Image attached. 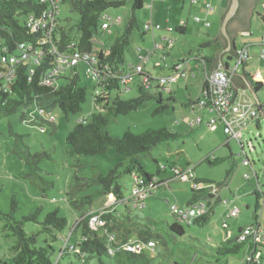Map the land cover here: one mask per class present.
<instances>
[{
  "label": "rangeland",
  "instance_id": "obj_1",
  "mask_svg": "<svg viewBox=\"0 0 264 264\" xmlns=\"http://www.w3.org/2000/svg\"><path fill=\"white\" fill-rule=\"evenodd\" d=\"M151 3H153V18L162 25L174 23L179 19L178 17L183 15L188 19L195 11L198 13L197 7H192V4L190 6L188 1L185 2L183 10L181 9L183 0H144L143 8L138 10L140 24L151 17ZM132 4L133 1L130 0L121 7L107 10L114 17L122 16L123 23L120 29L128 23ZM190 7L191 14L186 15V10ZM258 9H260L259 6ZM190 18L186 34H172L176 37V41L167 62L187 53L191 57H196L198 53L203 54L213 60L221 51L220 41L204 48L200 47L201 41L212 39L218 34L219 22L212 19V27L206 28L201 23L192 22ZM79 19L80 15L77 11H72L68 3H62L59 12L60 24L68 29L73 28V35H77L75 25ZM250 32L249 34H238L235 45L242 47L244 44L253 43L254 45L249 49L252 59L247 67L248 72L252 75L256 70L264 73V61L259 58L261 51L259 43L263 37L264 23L257 14ZM155 34L157 40H160L159 32L156 31ZM105 39L113 40L111 36H106ZM149 48H153L152 36L149 34L143 37L138 29H134L126 51L127 63L138 62L139 50L144 51ZM156 59L157 56L147 63L146 69L157 78L167 76L169 70L153 67ZM226 60L230 65L234 63V58L229 59V55L224 61ZM68 77H71L70 72H67V75L58 83L60 85L66 83ZM203 80L204 72L202 71L196 72L193 76L188 75L184 79H178L171 86L172 94L166 90L163 91L164 103H169V107L160 112L156 111L159 103L156 100H150L127 114L111 113L109 115L108 131L115 137H121L128 129L139 134L149 129H159L165 126L182 133V136L175 140L160 143L148 155L140 159L148 173L156 174L158 166L165 167V171L158 175L159 180L164 181V184L145 200L143 208L135 207L132 202L128 203L132 215L140 217L139 219L152 218L173 223L175 218L171 205L187 206L192 185L191 182L176 176L174 166L182 170L194 167L196 176L216 184L228 179L227 183L222 186L221 193L222 199L229 201V206L228 203L222 202L215 205L214 213L204 226L188 225L178 220L185 230L184 235L173 245L172 252H168L163 244L157 242L155 250L149 251L153 264H174V262L180 264H245L246 245L237 253L222 254L225 247H231L236 243L227 241V232L254 221L255 215L258 216L257 218L264 215V118L260 121V127L252 121L243 130L244 146L234 139H229L223 126L219 125L216 129H211L208 122L214 113L196 104L200 98ZM79 83L87 89V98L82 105V111L68 117L60 108L52 111L56 125L54 133L48 126L45 131H41L38 125L22 120L20 114L0 119V210L9 211L11 199L15 196L18 201V209L15 213L18 220L28 216L38 207H42V216L49 211L59 209V215L67 217L69 226H71L76 217V209L69 202L68 192L71 191H74L71 199L79 201L77 212H80V209L87 211L100 206H112L111 202L115 199L113 195L101 197L91 205L82 203L83 196L93 193L100 187L97 183L85 187L84 190L78 191V189L84 184L83 179H96L101 175H106L113 168L117 170V181L122 185L123 196L129 198L132 194L135 184L134 175L139 174V171L131 166L130 156L117 154L114 148L94 156H77L68 150L66 137L78 121L93 113H108L107 109L104 110L95 104L94 94L97 83L88 77L84 68L80 71ZM138 84L139 78L131 85L132 89L123 94V98L136 97L139 94ZM246 92L248 93L249 90ZM259 96L264 100V93ZM170 97H173L172 101L168 99ZM191 102L192 104H189ZM197 116L203 118V123L191 127L190 120ZM19 134L24 137H20ZM245 154L252 163V169L251 166L242 164ZM208 156L212 161L216 158L217 162L205 161ZM232 168L233 173L228 177V172ZM75 175L81 179H76ZM234 206L240 208V214L227 217L230 208ZM117 208L121 212L128 209L121 203ZM224 221H227L229 227H223ZM2 225L0 221V264H14L13 255L7 253L11 239L4 237L5 231L2 230ZM75 225L76 221L73 228ZM37 228L38 225L34 222L24 224V229L28 233L36 231ZM78 236L79 233L75 231L72 239H77ZM233 240L234 237L231 241ZM59 245L57 243L56 247L58 248ZM57 256V252L53 254V261L57 260ZM88 262L97 264L95 259H89ZM60 263L74 264L67 257L62 258Z\"/></svg>",
  "mask_w": 264,
  "mask_h": 264
},
{
  "label": "trees",
  "instance_id": "obj_2",
  "mask_svg": "<svg viewBox=\"0 0 264 264\" xmlns=\"http://www.w3.org/2000/svg\"><path fill=\"white\" fill-rule=\"evenodd\" d=\"M128 1L130 0H62L63 3H68L70 5L72 11H77L80 15V19L75 25L77 28V35L72 34L73 28L68 29L64 25H61L58 19L57 29H55L53 34V41H58L60 50H65L76 40L78 41L75 46H78L79 49L91 50L93 48L91 40L93 37L97 36L100 40V50L98 54L100 64H109L116 69L126 66L128 64L126 60V51L129 48L134 29H138L143 36L148 34L142 28L143 23L140 24L138 19V10L143 8V0H131L133 1L131 15L128 23L123 29H120L121 25H119L114 27L111 34L101 31V18L102 14L108 9L121 7ZM260 2L264 3V0H240L237 14L227 25L228 31H230L229 25L233 21H238L246 26L248 24L247 16L250 8ZM47 7L48 2L41 0H0V42L2 44V49L0 50L1 71L6 69L5 63L1 61L2 54L16 53L18 44L21 42L36 44V40L42 35V32L31 29L28 27L27 22L30 16L37 17ZM257 8L258 6L254 9V12L259 15L264 22V7L260 10ZM171 27L174 28L170 33L171 36L177 31L184 33V28L177 29L174 26ZM163 34L164 31L161 36ZM106 36H111L113 40H106ZM222 39L223 36L219 32L210 41L201 44L200 47L212 45L214 42H221L223 41ZM171 49H165L161 54H156V56H159V61L161 63H159L158 66L154 65V68H164L163 66H166L168 70L172 72L175 62L169 65L166 64L167 59L171 56ZM203 58L206 62L211 64V68L217 66L219 62L218 57L213 60L204 56ZM230 58L231 56L229 55V59ZM182 60L183 59H178L177 61ZM53 62V57L46 54L43 60L38 64L23 62L18 65L16 75L11 84H9L8 89L5 90L3 87H0V119L10 117L14 114H20L21 119L27 122L28 119H31L32 115H30V112L34 110L35 107L43 108L46 112H52L60 108L67 117L82 111V105L87 98V89L79 83L80 72L77 71L74 75L68 77L67 82L62 85L59 84L58 88L41 84L43 75L52 67ZM226 63L227 62H225V64ZM31 67L35 68V72L30 76L29 71ZM144 67L146 73L152 74L151 71L146 69V64ZM194 69L195 68H192V70ZM29 77L31 78L29 79ZM63 77H60L59 80ZM246 81L248 84H251L253 90L258 95L264 93V81L255 82L252 79V74L247 70H244L243 74L236 73L232 76L234 89L247 87ZM205 86L206 83L204 82L200 89L201 95L202 90L206 88ZM166 88L167 86L155 83L154 86L150 85L148 88H139V94L136 97L124 99L123 94L128 91L124 90L116 79L112 80L106 88L102 89L103 91L100 94H94L95 104L104 110L107 109L108 113H93L89 117L81 119L83 121H78L66 137L68 150L71 154L77 156H94L104 153L110 148H114L117 154L130 156L131 166L139 171V174L135 175L141 177L143 186L148 190V197L151 196L159 186L164 184V181L159 180L158 175L165 171V167L162 168L158 166L156 174H151L145 170L140 159L148 155L150 151L160 143L175 140L181 137L182 133L165 126L159 129H149L139 134L133 133L128 129L121 137H115L108 131L109 115L111 113L127 114L133 110H137L145 102L150 100H156L159 103V107H157L156 110L157 112L165 110L169 107V103H164L163 91L166 90L172 94V90H167ZM168 99L172 101L173 97ZM259 100L258 110L260 111V115L255 119L258 127H260L261 119L264 118V102L260 96ZM189 104H192V102ZM193 110H195V108H193ZM33 117H35V119L31 121L30 124L48 126L52 129L53 133L56 131L54 122H49L38 115H33ZM192 120H190L189 123L191 127L199 125H192ZM201 123H203V119ZM19 136L22 138L24 137V135L21 134H19ZM242 146H244V144ZM245 157H247L246 154ZM205 161L216 163L217 159L215 158L214 161H212L210 156H208L205 158ZM175 168L178 167L174 166L173 169ZM190 168H192L194 173V167ZM252 168L251 166V169ZM116 173V168H113L106 175H101L96 179H83L84 184L78 189V191L84 190L85 187H90L93 183H97L100 186L93 193L83 196V204L86 203L91 205L97 199L108 195L115 196L118 202L116 205L109 206L105 209L106 211L102 215L105 224L97 229L91 228L89 221L93 212L104 206L87 211L85 209H80V212H77L79 201L71 199L74 195V191L68 192V195H70L69 202L73 208L76 209L75 218H77H74L71 226H69L67 217L59 215V209L49 211L42 216V207H38L28 216H24L22 219L18 220L15 215L18 209V201L16 197L13 196L9 211L0 210V221L3 223L2 230L5 231L4 237L11 239V243L7 248V253L13 255L14 264H61L60 260L66 257L74 264H89V259H95L97 264H153V258L150 257L149 251L155 250L157 242L163 244L165 249L170 252L173 249V245L184 235L185 230L183 226L178 222L174 214L175 221L173 223L152 218L139 219L140 217L138 218V216L132 215L128 208V203L132 202L134 204L135 199L132 194L129 198L123 196L122 185L117 181L118 176ZM232 173L233 168L229 170L227 176L229 177ZM153 177H157L158 181L152 188H149L147 184ZM75 178L78 180L81 179L78 175H75ZM227 180L223 183L219 182L217 185L222 188L224 183H227ZM185 181L191 182L192 185L191 196L187 206L198 201H205L208 205V210L205 214L195 218L191 223L187 224L204 226L209 222L211 215L214 213V207L221 202V198L214 200L209 190H197L193 187V183L196 181H203L206 183L214 182L201 179L196 175L194 178ZM146 199H144L142 203L134 206L140 207V209L143 208ZM119 203L125 205L128 209L125 210V212L119 211L117 208ZM75 221L76 225L73 228ZM27 222H34L37 224V230L28 233L24 229V224ZM224 223H226V226H224ZM223 227H229L227 221L223 222ZM75 231L79 233V236L77 239H72ZM135 240L142 242L154 241L155 247L154 249H144L140 253L132 249L124 248L125 243ZM229 242L236 243L231 247H225L222 254L229 255L237 253L244 248L245 245L247 252H249L247 243L238 242L237 238ZM57 243L60 244L58 248L56 247ZM56 252L58 255L57 260L53 261V254ZM174 264L180 263L174 262Z\"/></svg>",
  "mask_w": 264,
  "mask_h": 264
},
{
  "label": "built area",
  "instance_id": "obj_3",
  "mask_svg": "<svg viewBox=\"0 0 264 264\" xmlns=\"http://www.w3.org/2000/svg\"><path fill=\"white\" fill-rule=\"evenodd\" d=\"M48 2V7L42 11L37 17L30 16L27 22L28 27L35 31H41L42 35L36 40V44L21 42L18 44L17 52L14 54H2L1 61L5 63L6 69L0 70V87L7 90L9 84H11L13 78L16 75L17 67L23 62L40 63L46 54L51 55L54 59L52 67L46 71L41 79V84L49 87L58 88L59 78L67 75L70 72L74 75L77 71L80 72L84 68L85 73L96 81L97 89L96 94H100L106 86H108L112 80L116 79L120 83L124 90L130 91L131 85L139 78V88H148L150 85L154 86L155 83L167 86V90H171V86L177 82L178 79H184L188 75L193 76L194 70L192 68L201 69L200 63L204 65V81L206 88L202 90L199 100L196 102L200 107L207 111L214 113V116L208 122L211 129H216L219 125L223 126L225 133L229 139H234L244 144L243 130L256 118L259 117L260 111L258 110V103L252 94L247 93L245 89H234L232 76L236 73H244V70L248 67L252 55L249 52L250 44L244 45L236 49V54L239 58H234V63L227 65L223 62L217 66L208 68L207 63L203 58V55H196L193 59H183L182 61L175 62L174 69L167 76L155 77L152 74L145 72V64L151 62L156 54H161L165 49L170 50L173 48L175 38L170 33L174 30L173 27L168 26L165 29L160 24H155L149 20L143 23V29L150 34L153 38V48L147 50H139L138 62L128 63L126 66H122L118 69L113 68L109 64H100L99 59V37L92 38L93 48L91 50H81L78 46H75L77 41L73 42L65 50H60L58 41H53V34L57 29V22L59 19V12L61 10L62 0H41ZM199 0H191L192 3H197ZM207 13L213 10L211 2L206 4ZM194 20L197 23L203 24L205 27L210 26V22L207 19H202L200 16H195ZM123 23L122 16H112L105 11L101 18V31L111 34L114 27ZM187 20L182 19L179 21L176 27L185 28ZM163 30L164 34L160 40L155 38V32ZM248 33V32H242ZM261 51L259 58L264 61V33L259 43ZM2 44L0 42V50ZM4 51V49H3ZM196 60V62H192ZM159 61L155 63V66L159 65ZM224 66V67H223ZM227 67V69H226ZM35 68H30V76L34 74ZM31 77H29L30 79ZM252 79L255 82L264 81L263 75L260 70H257L252 75ZM203 85V84H202ZM31 119L27 120L30 123L35 119L33 115H38L49 122H55V117L52 112H46L45 109L35 107L30 112ZM202 117L197 116L192 120L191 124H201ZM83 121V120H81ZM41 131H45L46 126H39ZM244 166H252L251 161L245 157L242 161ZM176 176L184 180H190L194 178L192 168L187 170L174 169ZM135 184L132 188V196L134 197V205H138L143 202L149 195L148 190L143 186V181L138 175H134ZM249 177V174H247ZM158 181L157 177H153L147 184L149 188H152ZM193 187L197 190L207 189L212 194L213 199L217 200L221 195V187L216 183H206L203 181H196L193 183ZM224 203H228V200H224ZM107 207L94 211L89 225L93 229H97L105 224L102 215L105 213ZM208 210V205L205 201H198L194 204L186 207H179L177 205L171 206V211L177 220L182 222L191 223L195 218L205 214ZM240 212V208L235 206L230 208L227 217L237 216ZM226 226V223H224ZM238 242H244L248 244L249 252L244 259L245 264H262V256L264 249V228L259 224L258 218L255 223L244 226L237 237ZM67 243V242H66ZM73 248L72 246H70ZM155 242L148 241H130L124 244V248L132 249L137 253L142 252L144 249H154ZM112 252V250H111Z\"/></svg>",
  "mask_w": 264,
  "mask_h": 264
},
{
  "label": "crops",
  "instance_id": "obj_4",
  "mask_svg": "<svg viewBox=\"0 0 264 264\" xmlns=\"http://www.w3.org/2000/svg\"><path fill=\"white\" fill-rule=\"evenodd\" d=\"M186 1H188V2H190V6H191V4H192V7L194 6V8H196L197 7V11H198V13L195 11L194 13H192L191 14V11H192V9H191V7H190V9L188 8L187 10H186V15H190L189 16V18H190V20L192 21V22H196L195 20H194V17L195 16H200L202 19H207L209 22H210V26L209 27H206V28H210V27H212V25H213V21H212V19H216L219 23V31H220V26H221V23H222V20H223V17H224V15H225V13H226V11H227V9H228V5H229V0H199L197 3H192L191 2V0H183V3H182V5H181V9H183L184 10V4H185V2ZM207 2H211L212 3V5H213V10H211L209 13H207V10H206V3ZM143 4H144V0H143ZM259 4V5H258ZM256 3L255 4V6L252 8V10H251V14H250V19H249V27H248V31H240V32H238L237 33V35L238 34H242V32H248V33H246V34H249V33H251L250 32V28H251V25H252V22L254 21V17H255V12H254V9L256 8V6H259L260 7V9L261 8H263L264 7V3H262V2H260V3ZM153 3H151V6H150V9H151V17L149 18V20H151V21H153L155 24H160L161 26H162V28H166V27H168V26H177L178 25V23H179V21L180 20H182V19H186V18H184V15L183 16H181V17H178L179 19L178 20H176V22H174V23H168V24H166V25H162L160 22H158V21H156V20H154V18H153ZM258 9V8H257ZM260 9H258V10H260ZM213 16V17H212ZM259 18H260V16L259 15H257ZM189 18L188 19H186L187 20V25L185 26V28H184V33H181V32H179V31H177V32H175V33H177V34H186V32H187V30H188V20H189ZM148 20V21H149ZM260 20H261V18H260ZM262 21V20H261ZM144 22H147V21H144ZM143 22V23H144ZM166 22H168V21H166ZM169 22H171V21H169ZM263 22V21H262ZM197 23V22H196ZM264 23V22H263ZM200 24V23H199ZM203 25V24H202ZM204 26V25H203ZM205 27V26H204ZM219 31H218V33H219ZM159 32V38H160V36H161V34L163 33V31L162 30H159L158 31ZM156 33V32H155ZM147 35H149V34H147ZM237 35L235 36V38H234V43H235V39H236V37H237ZM173 36V35H172ZM143 37H145V36H143ZM174 37V36H173ZM155 38H157L156 37V34H155ZM176 38V37H175ZM153 39V38H152ZM211 39L210 38H208V39H204L203 41H201V43L200 44H205L206 42H208V41H210ZM221 43V42H220ZM222 44V43H221ZM248 44H250V46H252V45H254L253 43H248ZM248 44H244V45H248ZM243 45V46H244ZM236 46V45H235ZM201 48H204V47H201ZM236 48H240V47H237L236 46ZM221 51H223V45H222V49H221ZM201 55H203V54H201ZM228 55H230V56H232L233 57V55L232 54H230V53H225L224 55H223V57H222V62H227L228 60H226V61H224L225 59H227V57H228ZM204 57H205V55H203ZM155 57V56H154ZM153 57V58H154ZM231 57V58H232ZM170 58V57H169ZM169 58L167 59V60H169ZM193 59V58H195V57H191L190 55H189V53H187L186 55H184V56H182V57H180V58H175V59H173L172 61H170V62H166V64L167 65H169V64H171L172 62H177V60L178 59ZM159 61V56H157V59H156V61L153 63V66L155 65V63L156 62H158ZM160 62V61H159ZM192 62L194 63V62H196V60L194 61V60H192ZM161 63V62H160ZM207 63V67L208 68H211V64L210 63H208V62H206ZM218 63H220V61L218 62ZM200 65H201V69H194V75L196 74V72H199V71H202L203 72V69L205 68L204 67V65L202 64V63H200ZM226 65H227V63H226ZM165 69H167L168 70V68L166 67V66H163ZM248 67H249V64H248ZM246 70L248 71V68H246ZM257 71V70H256ZM255 71V72H256ZM171 71L169 70V73H170ZM239 74H243V73H239ZM262 75H263V80H264V73H262ZM204 81V80H203ZM246 83H247V87H241V88H238V89H245L246 91L247 90H249V92L248 93H250V94H252L251 92H250V89H253L252 88V86H251V84H248V82L246 81ZM250 88V89H249ZM258 95V94H257ZM259 96V95H258ZM263 102H264V100H263ZM198 177V176H197ZM200 178V177H199ZM221 191H222V188H221ZM222 193H221V195H220V198H221V202L222 203H224L223 201L224 200H226V199H222ZM115 200V201H114ZM114 200H112V205H116L118 202H117V200L116 199H114ZM220 202V203H221ZM228 206H229V201H228ZM235 207V206H234ZM231 208H233V207H231ZM240 212H241V210H240ZM240 212H239V214H240ZM263 212H264V208H263ZM238 214V215H239ZM255 217H256V215H255ZM258 217V216H257ZM257 221V219L255 218V220L253 221H250L249 223H247V224H245V225H243V226H239L237 229H235V230H229L228 232H227V241H230L233 237H234V239H236L237 237H238V233L240 232V229H242L244 226H246V225H249V224H252V223H255ZM258 222H259V224L264 228V215L262 214V216L260 217V218H258ZM246 252H247V248H246V251H245V254H246ZM262 257H264V249H263V256ZM262 264H263V258H262Z\"/></svg>",
  "mask_w": 264,
  "mask_h": 264
},
{
  "label": "water",
  "instance_id": "obj_5",
  "mask_svg": "<svg viewBox=\"0 0 264 264\" xmlns=\"http://www.w3.org/2000/svg\"><path fill=\"white\" fill-rule=\"evenodd\" d=\"M239 6H240V0H229L228 9H227V11L223 17V20H222V23L220 26L219 32L223 36V39H222L223 41H221V43L223 45V51L218 52L217 57H218V61H220L222 65H223L222 57L225 53H230L233 56L239 58L235 52L237 48H236L235 43H234V38L238 32L248 31L250 14H251V10L254 6L251 7L249 12H248V16H247L248 17V21H247L248 24L246 26L242 25L241 27H238V28L235 27V29H233V31L237 32L236 35H234V32L232 30L228 31L227 25L229 24L231 19L233 17H235V15L237 14ZM235 22H238V21H235ZM238 23H240V22H238ZM230 26H231V23H230L229 27ZM234 52H235V55H234ZM226 69H227V67H226ZM250 92L252 93V96L256 99L257 103H260L259 96L257 95V93L253 89H250Z\"/></svg>",
  "mask_w": 264,
  "mask_h": 264
},
{
  "label": "flooded vegetation",
  "instance_id": "obj_6",
  "mask_svg": "<svg viewBox=\"0 0 264 264\" xmlns=\"http://www.w3.org/2000/svg\"><path fill=\"white\" fill-rule=\"evenodd\" d=\"M242 25H244V24L234 21V22L231 23V26L229 27V29L233 31V29H235V27L238 28V27H241ZM236 33L237 32H234V35H236Z\"/></svg>",
  "mask_w": 264,
  "mask_h": 264
}]
</instances>
